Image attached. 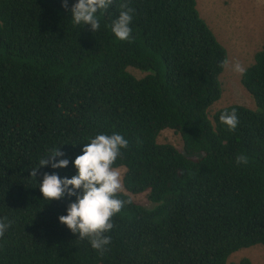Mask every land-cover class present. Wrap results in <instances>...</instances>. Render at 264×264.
<instances>
[{
  "label": "trees",
  "instance_id": "16d2710c",
  "mask_svg": "<svg viewBox=\"0 0 264 264\" xmlns=\"http://www.w3.org/2000/svg\"><path fill=\"white\" fill-rule=\"evenodd\" d=\"M77 2L0 0V221L11 222L0 264H228L264 247V43L242 75L255 108L211 116L228 52L198 0H128L130 42L111 31L121 0L97 13L94 33L73 24ZM233 109L239 123L229 131L220 116ZM166 130L180 135L184 153L159 143ZM114 133L128 148L113 166L153 206L118 193L125 205L101 255L59 221L76 197L48 203L39 185L44 173L71 179L84 144ZM59 148L69 166L31 178ZM238 155L248 163L237 165Z\"/></svg>",
  "mask_w": 264,
  "mask_h": 264
},
{
  "label": "clouds",
  "instance_id": "9594fccd",
  "mask_svg": "<svg viewBox=\"0 0 264 264\" xmlns=\"http://www.w3.org/2000/svg\"><path fill=\"white\" fill-rule=\"evenodd\" d=\"M113 4L114 0H78L71 8L72 22L74 25H90V30L94 33L100 28L97 13L107 12ZM63 6L68 8V0H64ZM119 8V16L112 22L111 31L118 40L130 42L134 9L129 7L128 0H121ZM220 66L228 68L230 61L225 59ZM231 67L239 74L246 71L239 62ZM220 121L229 131H235L239 123L236 110L221 114ZM127 148L128 141L120 134L97 135L90 143L84 144L83 154L76 157V175L71 179H61L57 174L44 173L43 182L39 185L44 200L48 203L65 196L76 197V201L69 204L67 215L60 216L59 221L72 234L78 235V240L90 241L92 248L101 255L111 243V237L105 233L114 227L112 218L125 205V201L117 198L122 190L121 170L113 165L123 155L121 150ZM64 155L60 148L53 149L46 158L40 159L38 166L31 169V178H36L39 170L49 165L53 169L67 168L69 161L62 158ZM57 157H61L59 162H56ZM236 163L246 165L248 157L238 155ZM4 219L7 220V217ZM10 226V221H0V237L4 236Z\"/></svg>",
  "mask_w": 264,
  "mask_h": 264
},
{
  "label": "rangeland",
  "instance_id": "374dc122",
  "mask_svg": "<svg viewBox=\"0 0 264 264\" xmlns=\"http://www.w3.org/2000/svg\"><path fill=\"white\" fill-rule=\"evenodd\" d=\"M201 17L207 22L219 42L227 49L230 66L220 77L223 87L221 99L211 108V116L218 110L231 105L255 108L250 94L242 84V75L232 70L231 65L239 62L245 70L253 64L255 55L264 43V0H198ZM137 78H143L140 71L129 68ZM160 144H170L184 153V144L180 135L172 130L161 133ZM121 170L122 190L119 193L129 195L134 202L152 207L148 193L131 194L124 186L125 168ZM264 264V247L255 246L233 254L228 264Z\"/></svg>",
  "mask_w": 264,
  "mask_h": 264
}]
</instances>
